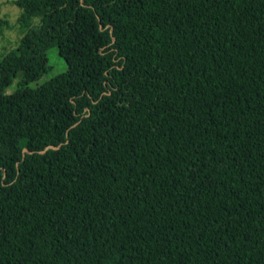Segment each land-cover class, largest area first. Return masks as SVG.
<instances>
[{"label":"trees","instance_id":"obj_1","mask_svg":"<svg viewBox=\"0 0 264 264\" xmlns=\"http://www.w3.org/2000/svg\"><path fill=\"white\" fill-rule=\"evenodd\" d=\"M12 1L0 264H264V0Z\"/></svg>","mask_w":264,"mask_h":264},{"label":"rangeland","instance_id":"obj_2","mask_svg":"<svg viewBox=\"0 0 264 264\" xmlns=\"http://www.w3.org/2000/svg\"><path fill=\"white\" fill-rule=\"evenodd\" d=\"M21 9L13 3L12 0L0 1V55L8 50L15 48L22 36V30L18 24ZM50 68L36 82L29 84L30 87H36L43 84L54 76L67 71L66 61L59 55L57 47L52 48L48 52ZM16 90V82L7 90L6 94H11Z\"/></svg>","mask_w":264,"mask_h":264}]
</instances>
